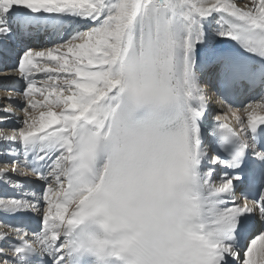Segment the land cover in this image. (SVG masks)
Instances as JSON below:
<instances>
[{"label":"snow or ice","instance_id":"snow-or-ice-1","mask_svg":"<svg viewBox=\"0 0 264 264\" xmlns=\"http://www.w3.org/2000/svg\"><path fill=\"white\" fill-rule=\"evenodd\" d=\"M0 63V264H264V0H0Z\"/></svg>","mask_w":264,"mask_h":264},{"label":"bare ground","instance_id":"bare-ground-1","mask_svg":"<svg viewBox=\"0 0 264 264\" xmlns=\"http://www.w3.org/2000/svg\"><path fill=\"white\" fill-rule=\"evenodd\" d=\"M7 75H8V73H4V74H1L0 77H5ZM1 82L2 81L0 80V83ZM13 105H14L15 108H19L16 103H14ZM5 106H7L6 100H0V107H5ZM236 106L238 107L239 105H236ZM14 107H12V108L16 111V114L19 115V116H22L23 114L19 110L15 109ZM13 126L14 125H3V124H0V129H9V128H12ZM4 159H6V158H4ZM35 184L37 186H41L40 183H38L36 181H35ZM8 192H9L8 188L5 187L4 185L0 184V195H4L5 193H8ZM28 221L30 223H34L36 225L39 223L38 218H29L25 223L27 224Z\"/></svg>","mask_w":264,"mask_h":264},{"label":"rangeland","instance_id":"rangeland-1","mask_svg":"<svg viewBox=\"0 0 264 264\" xmlns=\"http://www.w3.org/2000/svg\"><path fill=\"white\" fill-rule=\"evenodd\" d=\"M37 225H39V223ZM26 226H28V224H26Z\"/></svg>","mask_w":264,"mask_h":264}]
</instances>
